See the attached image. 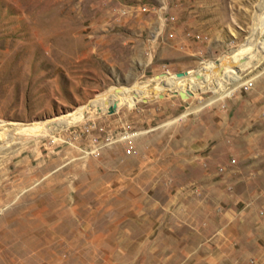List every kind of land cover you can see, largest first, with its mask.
I'll return each mask as SVG.
<instances>
[{
    "label": "rangeland",
    "instance_id": "374dc122",
    "mask_svg": "<svg viewBox=\"0 0 264 264\" xmlns=\"http://www.w3.org/2000/svg\"><path fill=\"white\" fill-rule=\"evenodd\" d=\"M263 32L264 0H0V264H264Z\"/></svg>",
    "mask_w": 264,
    "mask_h": 264
},
{
    "label": "bare ground",
    "instance_id": "6f19581e",
    "mask_svg": "<svg viewBox=\"0 0 264 264\" xmlns=\"http://www.w3.org/2000/svg\"><path fill=\"white\" fill-rule=\"evenodd\" d=\"M259 44H260L261 48L264 50V40L263 39H261L259 41ZM208 66L209 65H205L203 68H201V70H193L191 72H188V74H185V75L183 74V75H178L175 77H173V76L172 77L171 76L166 77L164 82L159 83V84L156 83V85L159 87L154 88V91L157 89L156 90L157 93H161V92L165 93L167 91L171 92L172 89L175 88V89H177V91L180 90V92H186V93H188V91H189L188 94H192V93H195L197 90H202L205 87V84L209 80H211V76H212L213 72L215 73V71H218L217 68L219 67L217 64H216L215 68L213 66H212V68H210L211 66H209V67ZM237 68H238L237 66L235 67L233 65L229 69H224V67H223L224 73H223L222 77L225 78L224 84L222 85L221 83H219V84H216L215 87L212 88V91L215 92L214 98L217 99V98L222 97L223 95L228 93V91L230 89H232L234 86H236L239 83V81H238V69ZM216 82H219V81H216ZM128 96H133L134 98L143 97V90L135 89L134 91L129 92V93L126 91L124 95L120 96V98L126 99ZM93 102H94L93 106L95 107L98 103L96 101H93ZM118 103H120V102L118 101ZM117 104H116V106H117ZM98 106H96V107H98ZM33 132H37V130L32 131L31 134Z\"/></svg>",
    "mask_w": 264,
    "mask_h": 264
},
{
    "label": "water",
    "instance_id": "95a60500",
    "mask_svg": "<svg viewBox=\"0 0 264 264\" xmlns=\"http://www.w3.org/2000/svg\"><path fill=\"white\" fill-rule=\"evenodd\" d=\"M262 38H263V40H264V32H263V34H262ZM162 73H163V72H159V73L154 74L153 76L156 78L157 76L161 75ZM175 73H176L177 75H182L183 73H185V70L177 71V72H175ZM188 93H189V91H188ZM157 96H158V97H161L162 94H161V93H158ZM180 96H181V97H182V96H185V93L180 92ZM115 108H116V102H115L114 100L109 101V102L107 103V105L105 106V110H106L107 113H111V112H113V111L115 110Z\"/></svg>",
    "mask_w": 264,
    "mask_h": 264
}]
</instances>
